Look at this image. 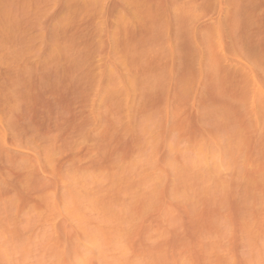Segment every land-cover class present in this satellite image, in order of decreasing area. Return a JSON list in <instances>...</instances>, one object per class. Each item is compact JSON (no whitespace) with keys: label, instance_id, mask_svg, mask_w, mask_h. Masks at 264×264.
Masks as SVG:
<instances>
[{"label":"rangeland","instance_id":"obj_1","mask_svg":"<svg viewBox=\"0 0 264 264\" xmlns=\"http://www.w3.org/2000/svg\"><path fill=\"white\" fill-rule=\"evenodd\" d=\"M0 264H264V0H0Z\"/></svg>","mask_w":264,"mask_h":264}]
</instances>
